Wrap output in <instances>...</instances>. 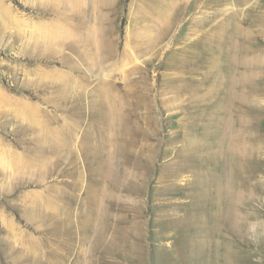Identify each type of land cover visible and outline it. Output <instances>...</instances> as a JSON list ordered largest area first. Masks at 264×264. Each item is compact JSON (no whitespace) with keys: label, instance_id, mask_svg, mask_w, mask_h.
<instances>
[{"label":"rangeland","instance_id":"1","mask_svg":"<svg viewBox=\"0 0 264 264\" xmlns=\"http://www.w3.org/2000/svg\"><path fill=\"white\" fill-rule=\"evenodd\" d=\"M263 227L264 0H0V264H264Z\"/></svg>","mask_w":264,"mask_h":264},{"label":"bare ground","instance_id":"2","mask_svg":"<svg viewBox=\"0 0 264 264\" xmlns=\"http://www.w3.org/2000/svg\"><path fill=\"white\" fill-rule=\"evenodd\" d=\"M245 1V0H243ZM225 10V9H224ZM223 10V11H224ZM222 12V10H221ZM235 26V25H234ZM239 27V26H238ZM232 28V27H231ZM240 28V27H239ZM258 28V27H257ZM230 29V28H229ZM261 29V27L259 28ZM258 29V30H259ZM236 32L237 33V36H235L234 38H230L231 41H235L234 43H240L241 41H243L247 35H248V31L246 28H240L238 29ZM215 33V32H214ZM213 33V34H214ZM221 33V32H220ZM222 34V33H221ZM224 34V32H223ZM213 36V35H212ZM222 37V35H220ZM230 37V36H229ZM220 38V37H219ZM215 40V38H214ZM225 40V39H224ZM209 41V40H207ZM213 41V40H212ZM223 41V40H222ZM232 44V43H231ZM248 57V56H247ZM256 57V56H255ZM250 58V57H249ZM250 59H246L244 57L239 58L236 60V62L240 65H248L250 63ZM260 61L261 59L257 56L255 58V60H253L252 62L254 64H258L260 65ZM251 65L252 66H256V65ZM250 68V67H249ZM258 68V67H257ZM241 76V75H240ZM239 76V77H240ZM242 77V76H241ZM247 76L245 77V80H246ZM241 79V78H240ZM244 81V80H243ZM239 82H241L239 80ZM238 82V83H239ZM246 82V81H245ZM244 84V82H242ZM241 83V84H242ZM240 84V85H241ZM242 86V85H241ZM238 88V87H237ZM239 95V94H238ZM237 96V95H236ZM242 96V95H241ZM239 98H240V95H239ZM245 98V97H244ZM241 101V100H240ZM239 101V102H240ZM245 101V100H244ZM241 103V102H240ZM238 115V114H237ZM241 115V114H240ZM239 117V116H238ZM227 118V117H226ZM230 120H231V117H228ZM241 118V117H239ZM237 118V119H239ZM228 120V119H227ZM228 122V121H227ZM238 122V120H237ZM226 124V122L224 123ZM212 125V124H211ZM247 122L245 120V118H242L240 119V121L236 124V125H232V123H227L226 124V129L224 130V133L226 134V136H228L227 138V143H226V147H227V150L229 151H232L237 157H240V158H244L246 157L247 155L249 154H252V153H255L259 147V144L256 143V142H253L251 143V139L250 137L248 138L249 136V133H248V127H247ZM224 127V128H225ZM258 138V137H257ZM219 147V146H218ZM260 154V153H259ZM251 156V155H250ZM239 191H241L240 189L234 193V198L233 200L228 203L226 206H224V211L221 209L220 212L222 215H224V217H221L220 218V223H218V225H220L223 229L225 230H229V231H233L235 233H239L240 235L244 234L245 235V230H247V223H248V218L245 216V217H242L240 216L241 213H237L235 208L237 205H239V202H240V199L242 198L240 196V193ZM227 193V192H226ZM249 196V195H248ZM243 200V198L241 199ZM223 206V205H222ZM238 210V209H237ZM240 211V210H239ZM246 212V211H245ZM225 214L227 216H225ZM261 222V221H260ZM260 226V225H259ZM258 228V227H257ZM262 228V227H261ZM264 229V227H263ZM262 230V229H261ZM237 231V232H236ZM260 232V231H259ZM262 232V231H261ZM262 234V233H261ZM243 236V235H242ZM240 236V237H242ZM260 236V235H259ZM263 236V235H262ZM244 237V236H243ZM245 240V239H244ZM221 242V241H220ZM223 244V243H222ZM221 244V245H222ZM262 244V243H261ZM219 245V244H218ZM220 245V247H221ZM231 245V244H230ZM227 248V246H226ZM230 248V247H229ZM233 251V250H232ZM218 253V252H217ZM232 253V252H231ZM235 253V252H234ZM233 253V254H234ZM219 259L221 260V262L223 261L224 264H228L230 258H232V255L230 253H228L226 250L225 252H220L219 254ZM235 256V255H234ZM224 259V260H222ZM232 260V259H231ZM236 262V261H235ZM231 264V262H230ZM232 264H235L232 262ZM238 264H242V263H238Z\"/></svg>","mask_w":264,"mask_h":264}]
</instances>
